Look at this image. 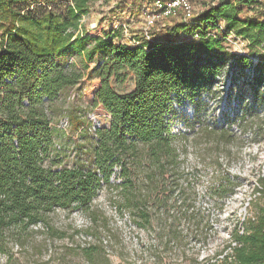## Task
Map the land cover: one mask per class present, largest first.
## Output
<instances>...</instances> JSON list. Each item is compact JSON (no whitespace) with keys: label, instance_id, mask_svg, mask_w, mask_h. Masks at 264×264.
<instances>
[{"label":"trees","instance_id":"16d2710c","mask_svg":"<svg viewBox=\"0 0 264 264\" xmlns=\"http://www.w3.org/2000/svg\"><path fill=\"white\" fill-rule=\"evenodd\" d=\"M99 1L0 0V254L7 259L14 248H31L38 236L44 246L64 239L66 232L55 224L60 211L93 217L92 202L103 186L120 190L119 207L137 226L146 228L157 214L160 231L173 233L168 201L191 190L180 181L188 145L197 141L194 127L200 136L215 132L185 117L192 139L191 133L174 134L176 108L186 103L194 110L229 68L240 75L250 70L248 85L264 103V54L256 63L252 56L226 54V36L211 32L224 22L227 34L235 31L264 51V20L239 18L242 7L260 0H220L172 28L188 40L142 36L134 45L115 44L100 26L84 27L83 17ZM74 87H80L83 108L59 117L69 120L65 132L59 120L54 123L53 107ZM88 112L100 123L93 132ZM115 167L119 185L111 181ZM231 185L226 174L212 189L226 197L233 194ZM173 203L178 210L190 207ZM206 227L212 229L208 222ZM193 264H264V207L230 230L222 250Z\"/></svg>","mask_w":264,"mask_h":264},{"label":"rangeland","instance_id":"374dc122","mask_svg":"<svg viewBox=\"0 0 264 264\" xmlns=\"http://www.w3.org/2000/svg\"><path fill=\"white\" fill-rule=\"evenodd\" d=\"M152 1L101 0L90 5L82 24L87 29L100 26L115 44H130L142 36L150 41L177 37L188 40L187 35L177 36L172 29L188 23L182 17L160 20L153 27L147 25L144 9L151 8ZM219 1L192 0L195 17ZM239 18L264 20V0L242 7ZM218 28L220 31L211 32L221 39L226 36L223 42L226 54L252 56L256 60L264 54L262 46L250 47L235 31L227 34L224 22ZM73 63L79 66V59H72ZM250 73L249 70L240 75L229 68L220 76L212 95H205L192 112L186 103L176 108L172 122L174 134L190 135L192 132L188 130L192 123L185 126L182 122L185 117L215 132H203L200 136L197 132L200 128L194 127L193 138L197 141L192 140L188 145L187 159L182 167L184 176L180 181L183 185L189 183L191 190L184 197L175 193L168 201V221L174 224L170 229L173 233L167 234L168 227L164 233L160 231L164 225L161 227L157 214L146 228L137 226L130 212L119 207L120 190L103 186L92 202L93 217L79 212H58L55 224L66 232L64 239H54L44 246L43 238L38 236L31 248L23 251L14 248L11 260L0 254V264H193L196 258L212 257L215 251L222 250L229 241L230 230L234 226L239 228L257 208L264 207V194L259 189H264V103L255 98L248 85ZM79 88L68 89L65 93V98L74 93L72 101L64 100L54 105V123L63 112L71 113L79 105L83 108L77 99ZM223 130L228 134L221 133ZM191 136L192 133L190 139ZM75 139L72 135L71 141ZM59 140L65 141L64 138ZM226 174L232 180L233 194L220 197L212 187ZM111 178L114 185L122 180L118 171H114ZM173 202H190V207L185 205L178 210L179 204ZM207 222L212 229L206 227ZM196 231L200 232L196 234ZM70 246H73L71 251L68 250ZM76 246L95 249L84 252Z\"/></svg>","mask_w":264,"mask_h":264},{"label":"built area","instance_id":"2783aa9c","mask_svg":"<svg viewBox=\"0 0 264 264\" xmlns=\"http://www.w3.org/2000/svg\"><path fill=\"white\" fill-rule=\"evenodd\" d=\"M144 16H145L147 25L149 27H153L160 20L169 19V18L174 19V18L182 17V19L185 22H190L195 17V13H194L192 0H153L151 4V8L146 7L144 9ZM198 38L199 37L197 34L193 36L194 40ZM134 44H137V42H130L129 45H134ZM71 62H72V59H71ZM253 62L256 63L257 60L253 59ZM74 98H75V95L73 93L71 95H68L66 100L72 101ZM86 119L91 126L90 131L93 132L95 131V129L99 128L100 123H99L97 116L94 113L88 112ZM57 127L66 132L69 129L68 118L66 116H63L58 121ZM114 171L120 172V168L115 167ZM111 181H112V178H111ZM119 182H121V180H119ZM259 189H261V187Z\"/></svg>","mask_w":264,"mask_h":264}]
</instances>
